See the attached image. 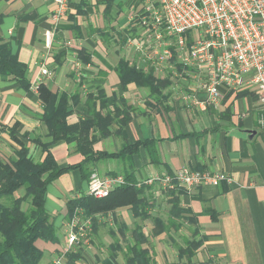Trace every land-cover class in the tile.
<instances>
[{
    "label": "crops",
    "instance_id": "obj_1",
    "mask_svg": "<svg viewBox=\"0 0 264 264\" xmlns=\"http://www.w3.org/2000/svg\"><path fill=\"white\" fill-rule=\"evenodd\" d=\"M148 1L157 0H72L67 16L55 24L51 20L54 0H0V38L27 65L31 82L25 91L0 75V125L11 128L18 124L20 135L48 142L37 89L44 83L53 92L77 97L70 124L96 118L99 125L91 130L90 139L95 140L97 152L119 153L126 145L150 143L134 155L98 162L91 171L130 174L139 183L183 168L225 173L232 179L230 183L204 185L180 196L182 207L192 210L204 236L192 261L183 263L264 264V132L257 125L260 102L248 92L223 91L218 107L206 103L203 108L186 109L183 92H192L203 102L206 93L192 78L194 71L182 67L179 55L158 66L143 54L149 45L143 24ZM48 32L53 35L50 48L46 47ZM121 61L145 74L168 78L171 85L163 91V98L134 83L124 89L117 73ZM42 69L48 75L42 76ZM123 119L128 123H122ZM29 139L25 143L30 155L42 161L45 154ZM18 148L8 132H0L4 159L14 160ZM50 150L63 167L83 159L75 144L60 142ZM149 186L157 195L156 207L149 213L167 219L169 198L157 185ZM86 190L79 171L65 174L49 186L47 208L59 214L56 223L61 239L59 244L37 241L44 252L41 264H52L62 255L67 243L62 212L69 199ZM118 224H126L130 230L141 225L149 236L145 247L158 264L179 262L176 243L182 246L183 238H192L187 223L181 232L151 237V219L137 220L130 208H123L99 219L98 235L85 253L89 263L83 264H96L99 251L108 252L114 242L109 229L116 230ZM116 232L121 244L131 242L130 232L124 242ZM120 262L124 264L123 258Z\"/></svg>",
    "mask_w": 264,
    "mask_h": 264
},
{
    "label": "trees",
    "instance_id": "obj_2",
    "mask_svg": "<svg viewBox=\"0 0 264 264\" xmlns=\"http://www.w3.org/2000/svg\"><path fill=\"white\" fill-rule=\"evenodd\" d=\"M117 73L124 89L128 84L134 83L138 87L149 89L154 97L163 98V91L171 85L168 78L159 79L152 73L145 74L131 67L126 61L119 63ZM27 74V65L13 53L10 43H5L0 38V75L28 91L31 82ZM37 89L43 109L41 121L47 130L48 142L44 143L40 138L29 139L28 134L20 135L18 124L11 128H3L0 125V132H8L19 147L15 152L14 160L4 159L0 155V264H41L44 252L37 246V241L60 243L61 229L56 223L59 214L52 213L47 208L49 186L55 184L59 178L79 171L82 183L88 185L90 176L96 173L89 170L91 166L101 161L122 158L125 154L134 155L141 147L150 144L137 142L126 145L119 153L97 152L94 149L95 140L90 139L91 130L99 125L96 118H87L75 124L69 123L77 97L65 92H53L44 83H40ZM100 98L103 99L104 96ZM105 121L107 122V119ZM122 123L127 124L128 121L123 119ZM28 139L45 154L42 161L30 155L29 147L25 143ZM60 142L68 145L75 144L76 151L83 156L82 161L61 166L50 150L52 146ZM115 175L118 174L104 176ZM123 176L126 184L117 187L106 198L97 199L81 191L80 195H74L68 200L62 212L66 225L78 217L77 229L89 227L90 230H85L88 241L85 243V239H81L79 245L65 255L66 264L89 263L85 253L94 236L98 235L99 219L113 216L123 208H130L137 220L144 222L151 219L154 225L151 237L170 234L172 231L181 232L184 224H189L192 238H183L182 246L176 243L179 262L167 264H185L183 260L191 262L204 244V236L200 234V228L192 210L182 207L180 196L188 190L177 188L171 191H160L169 198L167 200L168 217L164 220L149 213L150 209L156 207L157 195L153 187L145 182H137L130 174ZM116 230L123 242L127 238L126 233L130 232L131 242L126 245L121 244ZM116 230L109 229L114 242L107 247L106 254L99 251V254L104 256L100 257L98 254L96 264H121V258L124 264H158L150 249L145 247L149 242V236L144 233L141 225L136 224L130 230L126 224H118ZM170 238L173 240L174 237L170 236Z\"/></svg>",
    "mask_w": 264,
    "mask_h": 264
},
{
    "label": "built area",
    "instance_id": "obj_3",
    "mask_svg": "<svg viewBox=\"0 0 264 264\" xmlns=\"http://www.w3.org/2000/svg\"><path fill=\"white\" fill-rule=\"evenodd\" d=\"M71 1L54 0L53 23L58 24L67 16ZM143 11L149 39L143 54L158 66L179 55L182 67L194 71L192 78L206 93L207 101L203 102L194 93L183 92L186 109L203 108L206 103L218 107L223 91L248 92L260 102L257 125L264 132V0H157L146 2ZM52 36L49 32L45 36L47 48L52 45ZM41 75H48V70L42 69ZM231 181L222 172L183 168L144 182L165 191H191ZM125 184L123 175L96 172L90 176L86 193L102 199ZM78 223L79 218L75 217L66 225L67 243L54 264H65V255L81 239L88 241L85 230L89 227L77 229Z\"/></svg>",
    "mask_w": 264,
    "mask_h": 264
},
{
    "label": "rangeland",
    "instance_id": "obj_4",
    "mask_svg": "<svg viewBox=\"0 0 264 264\" xmlns=\"http://www.w3.org/2000/svg\"><path fill=\"white\" fill-rule=\"evenodd\" d=\"M194 34L196 35V32H194ZM25 207H27V206H25ZM104 251H105V249L100 250V253H101V252H104Z\"/></svg>",
    "mask_w": 264,
    "mask_h": 264
}]
</instances>
